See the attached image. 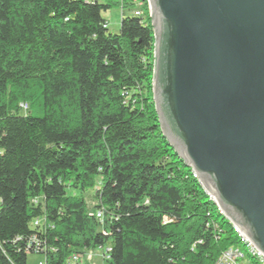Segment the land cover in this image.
<instances>
[{
    "label": "trees",
    "instance_id": "obj_1",
    "mask_svg": "<svg viewBox=\"0 0 264 264\" xmlns=\"http://www.w3.org/2000/svg\"><path fill=\"white\" fill-rule=\"evenodd\" d=\"M134 1L0 0V264H26L32 237L44 264L107 243L110 264H214L236 243L161 133Z\"/></svg>",
    "mask_w": 264,
    "mask_h": 264
},
{
    "label": "water",
    "instance_id": "obj_2",
    "mask_svg": "<svg viewBox=\"0 0 264 264\" xmlns=\"http://www.w3.org/2000/svg\"><path fill=\"white\" fill-rule=\"evenodd\" d=\"M162 135L264 254V0H147Z\"/></svg>",
    "mask_w": 264,
    "mask_h": 264
},
{
    "label": "built area",
    "instance_id": "obj_3",
    "mask_svg": "<svg viewBox=\"0 0 264 264\" xmlns=\"http://www.w3.org/2000/svg\"><path fill=\"white\" fill-rule=\"evenodd\" d=\"M134 2L137 6V9H135L134 14L141 15L142 12L140 10V7L142 6V1L135 0ZM20 106L23 111L28 108L26 103H22ZM192 175L194 178H196V175L193 172ZM210 199L212 200L211 197ZM95 216L101 219V212H96ZM42 223V219L37 218L33 221V226H42ZM232 228L236 236V243L222 250L214 264H264V254L259 251L255 247V245L237 227L232 225ZM32 245L36 254L38 251L44 252L45 250L44 247L38 244L36 237H32L29 241L27 252H30ZM102 256L105 259V253ZM81 258L82 256L80 254L73 253L67 258L66 264H78L81 262ZM38 264H44L43 258L41 261L38 262Z\"/></svg>",
    "mask_w": 264,
    "mask_h": 264
},
{
    "label": "rangeland",
    "instance_id": "obj_4",
    "mask_svg": "<svg viewBox=\"0 0 264 264\" xmlns=\"http://www.w3.org/2000/svg\"><path fill=\"white\" fill-rule=\"evenodd\" d=\"M121 10L118 5H113L109 10L106 12H102V17L107 20V28L110 33H117L120 26L121 20ZM91 190H88L85 193L86 200L89 205L90 211L93 210L94 200L92 194L90 193ZM109 246L107 243L103 248H98L94 251L86 252L82 258L81 262L78 264H110L107 260L103 258L106 247ZM42 260V257L38 254H28L27 255V262L26 264H38L39 261Z\"/></svg>",
    "mask_w": 264,
    "mask_h": 264
}]
</instances>
